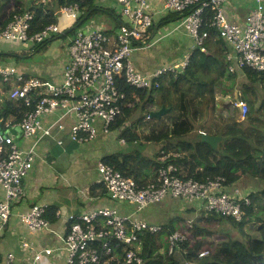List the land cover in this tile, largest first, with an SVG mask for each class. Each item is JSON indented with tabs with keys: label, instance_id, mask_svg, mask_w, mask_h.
I'll use <instances>...</instances> for the list:
<instances>
[{
	"label": "built area",
	"instance_id": "built-area-1",
	"mask_svg": "<svg viewBox=\"0 0 264 264\" xmlns=\"http://www.w3.org/2000/svg\"><path fill=\"white\" fill-rule=\"evenodd\" d=\"M226 1L161 0L162 5L157 6L155 0H97L104 8L120 7L121 23H111L109 27L83 26L90 18L80 19L85 12L75 2L57 10L58 15L63 13L74 20L71 25L52 22L34 32H31L33 11L14 14L0 30V39L14 40L32 48L58 34H70V57L63 63L57 80L27 76L15 64L0 63V109L5 98L34 106L25 112L19 123L8 119L0 126V238L11 218L16 216L28 235L46 230L50 225L49 206L45 203H34L23 212L15 210L16 204L25 197L23 183L39 158L41 140L54 137L55 130L66 132L72 141L80 143L110 133L112 124L122 113L125 93L118 87L121 78L135 87L150 88L158 85L157 78L161 75L177 72L186 66L191 54H185L178 64L162 66L149 73L135 67L133 53L152 46L164 36L151 33L157 14H184L177 20V26L186 30L193 48L205 50L209 33L203 29V24L205 15L213 11L210 25L230 47L226 54L229 70H264V0H255V6L243 25L228 19L224 9ZM74 25L77 26L73 28ZM1 82L10 86L8 91L2 88ZM3 94L7 96L4 98ZM229 103L241 118H246L249 112L247 100L238 94L231 97ZM17 126L21 127V136L30 144L22 145L17 141L13 131ZM57 142L63 144L64 140L59 138ZM121 142L125 140L122 138ZM96 168L108 197L127 204L133 212L126 214L115 206L104 205L70 214L63 237L65 264H152L151 259L143 254L139 237L145 231L154 234L163 264L170 263L173 254L180 264L206 261L212 256L216 247L213 246L214 239L220 233L209 228L199 235L192 234L194 218L204 210L241 221L247 214L246 207L251 204L249 194L239 185L227 184L224 176L206 180L186 178L183 170L172 162L161 164L156 178L144 185H139L104 160H99ZM167 198L182 202L184 207L180 206L179 212L184 217L188 215L187 205L195 207L193 216L189 220L184 218L186 229L169 231L161 223L137 216ZM21 244L32 251L30 264L39 261L43 253H52L50 248L34 249L24 238ZM189 251L194 257L185 256ZM0 264H18L16 253L12 250L0 253Z\"/></svg>",
	"mask_w": 264,
	"mask_h": 264
},
{
	"label": "trees",
	"instance_id": "trees-1",
	"mask_svg": "<svg viewBox=\"0 0 264 264\" xmlns=\"http://www.w3.org/2000/svg\"><path fill=\"white\" fill-rule=\"evenodd\" d=\"M49 2L51 5L47 8L43 7L42 1L41 8L36 9L34 5L23 6L19 0L15 8L7 12L10 0H0V30L12 20L14 14L26 10L34 12L31 32L41 30L49 23L60 21L57 10L62 5L75 2L79 3L85 12L80 19L86 16L92 18L108 12L112 14L115 24L119 25L122 21L119 14L109 7L100 6L97 0H50ZM212 12L209 11V14L205 15L206 20L203 24V29L209 33L205 50L199 47L193 48L184 68L177 72H166L157 78L158 85L154 84L150 88L135 87L128 84L124 78L120 79L118 87L125 93V98L122 99V113L111 128L119 132V138L125 140L122 144L125 147L104 155L102 160L111 164L123 175L132 177L139 185L154 180L160 165L169 162L178 165L186 178L206 180L224 176L227 184L239 186L241 184L238 181L245 175L257 178L263 184L259 189L247 191L251 204L246 207L247 214L241 221L202 210L194 219V228L191 230L192 234L199 235L204 229L215 228L214 225L220 223L223 218L230 219L240 229L257 220L260 223L258 234L249 235L245 240L222 234L212 256L206 261L194 263L264 264V70L252 68L235 72L229 70L226 54L230 47L210 25ZM183 15L170 13L161 23L169 20L177 21ZM46 45L45 41L31 49L37 51ZM18 55L19 52L15 51H0V58ZM21 70L24 71L22 68ZM25 74L33 75L27 71ZM240 82L241 97L249 103V112L244 119L240 117L237 109L230 115L217 109L218 90L226 93ZM1 86L5 91L10 88L7 83L1 82ZM33 108V105L25 106L18 101L5 98L0 109V126L2 127L8 119L12 123H19L25 112ZM163 108L166 112L161 116L147 117L152 111ZM136 112L138 115L131 124H128V118ZM145 121H147V132L138 130L137 127L144 125ZM199 128L208 134L222 137L216 148L201 140L202 133L198 132ZM195 130L196 138H189L190 133ZM139 139L144 142H161L162 148L158 154L143 155L138 149L129 146L131 142ZM103 192H106L105 186ZM187 208L190 211L195 209L190 204ZM55 212L56 208L49 206L47 217L51 221L56 219ZM181 219L184 220V216L177 213L161 224L169 231L184 230L185 225L177 227L175 223ZM139 237L143 244L144 256L149 257L152 264H163L162 256L156 248L154 234L145 231L140 233ZM185 256L191 258L194 257V253L189 251ZM171 259L168 264H180L175 254Z\"/></svg>",
	"mask_w": 264,
	"mask_h": 264
},
{
	"label": "crops",
	"instance_id": "crops-1",
	"mask_svg": "<svg viewBox=\"0 0 264 264\" xmlns=\"http://www.w3.org/2000/svg\"><path fill=\"white\" fill-rule=\"evenodd\" d=\"M16 1L18 3L19 0ZM155 4L161 6L162 2L155 0ZM16 5L11 4L6 11L10 12ZM254 6L255 0H227L224 9L229 20L243 25L246 16ZM169 14L164 12L157 14L154 26L151 28V33L157 34L156 36L164 35L161 40L133 53L132 59L138 70L149 73L162 66L178 64L179 60L172 62L169 58L179 49L183 58L185 54L192 53L193 41L183 27L177 26V21L169 20L161 23ZM103 15L110 16V13L104 12ZM19 46L23 45L14 40L0 39V51L19 52ZM10 57L0 58V63L12 65L13 61L10 62ZM172 59L174 60V57ZM22 69L26 71L25 68ZM59 75L60 72L55 73V79L52 80H57ZM68 123H71L70 119ZM16 136L20 144H30L21 136V132H17ZM59 138H63V144L57 142ZM195 138L196 135L191 137V139ZM121 139L119 132L112 130L110 133L100 134L92 141L80 143L72 141L66 132L55 130L54 137L41 140L38 144L39 158L23 183L25 197L16 204L15 210L23 212L34 203H45L56 208L59 214L55 212L54 221L48 218L50 225L46 230L33 235H28L24 227L19 225L17 216L14 219L11 218L9 226L0 238V253L4 254L12 250L16 253L18 264H30V259L33 260L32 251L22 246L24 238L36 250L52 249L51 254L43 253L41 259L35 264H65L66 251L63 237L70 214L104 205L115 206L121 212L131 214L133 212L131 207L111 200L107 192H103L104 186L100 182L96 168L98 161L102 160L104 155L125 147L122 146L125 142L122 143ZM238 183L242 185L244 191L246 190L245 192L256 190L263 184L257 178L248 175L243 176ZM181 203L173 198H167L160 204L138 213L137 216L155 223L166 222L173 215L180 214L178 205Z\"/></svg>",
	"mask_w": 264,
	"mask_h": 264
},
{
	"label": "rangeland",
	"instance_id": "rangeland-1",
	"mask_svg": "<svg viewBox=\"0 0 264 264\" xmlns=\"http://www.w3.org/2000/svg\"><path fill=\"white\" fill-rule=\"evenodd\" d=\"M16 0H10V5L17 4ZM23 3V6L30 7L35 6L36 9L41 8V2H44L45 8H47L48 5H51L50 0H21ZM49 2V3H48ZM113 4V3H112ZM109 6H112L111 4ZM111 10L115 11L117 14H120V7L113 5L110 7ZM103 12V11H102ZM59 18L61 19V23L64 26L71 25L74 20L65 15V14H59ZM110 19V20H109ZM115 23L114 19L110 15H102L99 16H93L92 18L85 20L83 23V26L90 27L91 25L93 27H99L101 25L108 26L111 25V22ZM90 25V26H89ZM71 37V35L63 36V35H56L52 39H48L47 45L43 46L39 50L35 51L28 47L27 45L18 42L19 46V55L18 56H11L10 62L13 61V64L17 65L18 67L25 68L28 73H31L33 75H39L45 79H55L54 74L61 71V67L63 63H65L66 60L69 59V50H68V40ZM176 55V56H175ZM179 55V56H177ZM174 57V60L172 59ZM170 61L175 62V60L181 61L183 59V54L181 50L175 51L174 55H172ZM161 61H164L161 59ZM241 80V79H240ZM243 80V79H242ZM241 80V81H242ZM238 81V80H237ZM229 84V82H228ZM241 82L235 86V88L229 89L226 93L218 90L217 92V109L222 110L225 114L230 115L234 113L235 108H233L232 104L229 103V100L233 96H237L238 94L241 96ZM233 91V94H231ZM4 98L7 96L6 94L2 95ZM210 113H208L209 115ZM138 115V112L131 115L128 118V124H131L132 120L136 118ZM198 127H200L199 124H197ZM138 130H144V132H147V121H145L144 125H140L137 127ZM196 134V130L190 133L189 138H191L193 135ZM130 147H134L140 151L141 154L146 156H152L155 153L158 154V151L162 148L161 142H144L143 140L139 139V141H134L130 143ZM128 146V147H129ZM171 153V152H170ZM262 184V183H261ZM260 184V185H261ZM259 189V188H258ZM184 207L182 204H179V207ZM185 210L188 212V215L185 218V220H189L190 216L193 213V211L188 210L185 208ZM196 218V217H195ZM194 218V219H195ZM183 219L175 221L177 227L184 226ZM259 221L255 220L254 222H250L243 226L242 229L239 228L238 225L232 223V221L228 218H223L220 223L217 225H214L215 230L219 231L220 235L215 237L213 246L215 247L218 242H220L222 234L223 235H230L232 238H239L242 240H245L249 235H255L258 234V226ZM228 231V233H227ZM160 242V239H159ZM213 247V249H214ZM193 264H199V263H193Z\"/></svg>",
	"mask_w": 264,
	"mask_h": 264
},
{
	"label": "water",
	"instance_id": "water-1",
	"mask_svg": "<svg viewBox=\"0 0 264 264\" xmlns=\"http://www.w3.org/2000/svg\"><path fill=\"white\" fill-rule=\"evenodd\" d=\"M77 25H74V27H76ZM72 28L68 29V31H70ZM166 112V109L163 108L161 110H156V111H152L151 112V116H161L162 114H164ZM15 133H20L22 130H21V127L20 126H17L16 128H14L13 130ZM222 139V137L220 135H213V134H208V133H202L201 135V140L202 141H205L209 144H211V146L213 148H216L219 141Z\"/></svg>",
	"mask_w": 264,
	"mask_h": 264
}]
</instances>
